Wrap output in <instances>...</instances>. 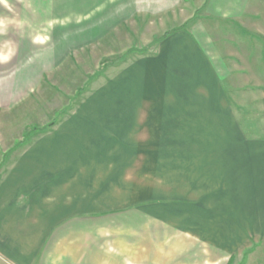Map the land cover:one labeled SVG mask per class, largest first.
Returning <instances> with one entry per match:
<instances>
[{"label":"rangeland","instance_id":"374dc122","mask_svg":"<svg viewBox=\"0 0 264 264\" xmlns=\"http://www.w3.org/2000/svg\"><path fill=\"white\" fill-rule=\"evenodd\" d=\"M44 1L0 0V85L14 83L11 107L0 103V156L10 151L0 180L12 167L8 160L15 161L37 135L10 150V125L17 143L25 125L56 118L58 123L72 109L101 110L98 125L90 129L122 133L123 166L144 188L132 199H143L145 223L160 221L156 230L147 224L158 253L176 261L190 258L189 264L205 259L215 264L222 249L226 259L217 264H264V58H257L259 52L247 60L249 53L223 45L235 42L233 37L208 36L207 42L223 47L218 54L226 59L213 58L224 65L214 77L204 64L197 65L183 37L161 43L182 22H200L199 13L183 20L188 13H157L160 6L152 9L151 0H112L69 7L51 20ZM109 118L126 122L107 124ZM135 144L142 147H130ZM99 151L102 147L95 148ZM121 233L101 227L80 230L78 239L88 242L89 250L94 240L95 263L101 264L102 255L118 253L107 239Z\"/></svg>","mask_w":264,"mask_h":264},{"label":"crops","instance_id":"0c3cea01","mask_svg":"<svg viewBox=\"0 0 264 264\" xmlns=\"http://www.w3.org/2000/svg\"><path fill=\"white\" fill-rule=\"evenodd\" d=\"M19 2L7 0L8 4ZM48 2L50 19L55 20L69 7L79 8L86 3L111 4L112 0H45L41 3L43 10ZM151 4L152 9L156 4L160 6L157 13H188L182 15L183 20L199 13L196 19L200 22L190 26L182 22L181 28L161 43L173 37H183L188 42L186 49L196 56L197 65L204 64L214 77L217 75L216 68L224 66L223 62L218 64L219 61L215 63L213 59L223 47L207 42L208 36H231L235 42L223 45H233L234 52L249 53L247 60H254L256 52H259L257 58H264V0H151ZM220 38L218 40L221 41ZM218 56L221 61L226 60L225 56ZM12 83L3 87L0 85V103L5 101L6 104H2L4 107H11L14 102L12 91L9 95ZM101 112L72 109L70 117L58 123L56 118L46 125H25L17 143L14 139L15 126L8 128L11 134L7 142L11 138L14 145L10 150L27 141L31 134L37 135L33 143H24V149L15 161L12 157V161L11 158L8 160L12 167L0 180V259L5 264H96L94 240L90 242L92 248L89 250L88 240L85 244L78 237L80 230L94 231L101 227L122 232L121 236L107 239L113 248L118 247V253L114 250L102 255L101 264L190 263V258L182 257L176 261L172 254L157 252V244L148 236L147 224L156 230L160 221L152 218L145 223L142 213L147 210L139 204L143 199H132V196L143 195L144 188L142 182L137 184L136 176H127L129 168L123 166L122 161L126 157L121 156L120 150L121 147L127 148L126 143L120 140L122 133L108 131L100 135L90 129L94 124L98 125L96 122L100 118L95 116H100ZM120 121L125 123L126 118L105 119L107 124ZM260 144L264 147V141ZM0 146L4 147L3 144ZM96 147H102L100 154H95ZM130 147L142 146L135 144ZM8 152L0 156V166ZM90 155L98 157V160ZM171 155L175 157L174 153ZM151 188L154 189L153 186ZM164 229L174 234L173 228L165 226ZM128 230L136 231L139 236L127 233ZM165 238L164 235L159 237L162 241ZM217 252L220 254L215 264L226 259L222 249Z\"/></svg>","mask_w":264,"mask_h":264},{"label":"trees","instance_id":"16d2710c","mask_svg":"<svg viewBox=\"0 0 264 264\" xmlns=\"http://www.w3.org/2000/svg\"><path fill=\"white\" fill-rule=\"evenodd\" d=\"M175 31H176V30L167 32L166 34H164L163 39L166 38L167 36H169L170 34H172V33L175 32ZM163 39H162V40H163Z\"/></svg>","mask_w":264,"mask_h":264}]
</instances>
